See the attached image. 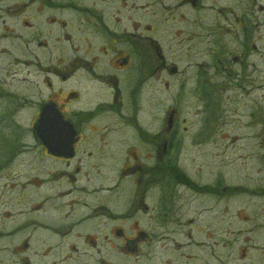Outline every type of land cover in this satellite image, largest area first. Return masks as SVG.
Returning <instances> with one entry per match:
<instances>
[{
    "label": "flooded vegetation",
    "instance_id": "flooded-vegetation-1",
    "mask_svg": "<svg viewBox=\"0 0 264 264\" xmlns=\"http://www.w3.org/2000/svg\"><path fill=\"white\" fill-rule=\"evenodd\" d=\"M201 5L0 0V137L11 144L0 146V264H112L109 249L118 264L235 263L239 234L221 207L231 192L205 186L204 129L178 108L152 128V82L170 89L179 75L165 53L184 34L172 29L198 26L183 11ZM249 40L213 68L243 66Z\"/></svg>",
    "mask_w": 264,
    "mask_h": 264
},
{
    "label": "rangeland",
    "instance_id": "rangeland-1",
    "mask_svg": "<svg viewBox=\"0 0 264 264\" xmlns=\"http://www.w3.org/2000/svg\"><path fill=\"white\" fill-rule=\"evenodd\" d=\"M200 7L183 11L191 21L198 20V26L191 29L188 22L172 29L184 34L165 53L179 75L167 79L170 89L158 78L152 82V128L160 127L171 108H178L187 127L204 129L205 186L219 181L220 192L224 188L231 192L230 197L225 193L221 207L228 208L226 216L234 217L239 234L234 264H264V0H202ZM162 26L159 22L157 37L164 36ZM189 32L202 38L188 42ZM236 37L241 42L248 37L251 50L243 66H232L234 71L223 75L213 67L219 58L232 62L240 56L233 52ZM198 79L202 86L195 84ZM28 118L29 112L21 120ZM22 130L14 127L13 136L19 132L20 137ZM0 146L3 152L11 147L5 134ZM218 217L223 220L222 209ZM244 250L247 259L242 258ZM120 258L119 252L109 249V263Z\"/></svg>",
    "mask_w": 264,
    "mask_h": 264
}]
</instances>
